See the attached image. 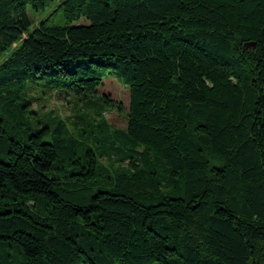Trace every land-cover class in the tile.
<instances>
[{"label":"trees","instance_id":"trees-1","mask_svg":"<svg viewBox=\"0 0 264 264\" xmlns=\"http://www.w3.org/2000/svg\"><path fill=\"white\" fill-rule=\"evenodd\" d=\"M18 40L0 264H264V0H0V58ZM109 77L124 130L29 108L31 79L91 101Z\"/></svg>","mask_w":264,"mask_h":264},{"label":"rangeland","instance_id":"rangeland-1","mask_svg":"<svg viewBox=\"0 0 264 264\" xmlns=\"http://www.w3.org/2000/svg\"><path fill=\"white\" fill-rule=\"evenodd\" d=\"M28 14L31 19L34 18L35 20L36 16H34L33 11L29 10ZM21 44L22 40L16 41L0 58V64L10 58ZM42 83L43 79L40 78L29 80L26 95L31 98L29 108L37 112L42 119L59 116L62 119L83 121L96 118L101 113L113 127L123 130L126 128V113L129 103L128 90L116 77L106 78L103 85L98 89L97 95L91 98V101L78 100L56 92L47 91L45 94H40V90L43 89ZM101 95L107 96L111 103L119 104L121 108L107 107L101 103ZM104 162L107 163V161Z\"/></svg>","mask_w":264,"mask_h":264}]
</instances>
